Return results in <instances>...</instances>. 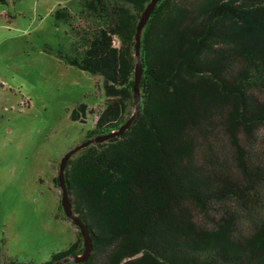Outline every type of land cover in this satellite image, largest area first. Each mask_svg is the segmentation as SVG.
Instances as JSON below:
<instances>
[{"label": "trees", "instance_id": "1", "mask_svg": "<svg viewBox=\"0 0 264 264\" xmlns=\"http://www.w3.org/2000/svg\"><path fill=\"white\" fill-rule=\"evenodd\" d=\"M150 1L79 0L96 22L83 36L71 9L55 13L73 41L58 57L99 78L105 98L70 112L90 125L85 140L132 115L135 33ZM140 61L131 127L81 150L65 173L93 244L79 264H264V0H160ZM83 250L78 231L44 264Z\"/></svg>", "mask_w": 264, "mask_h": 264}, {"label": "rangeland", "instance_id": "2", "mask_svg": "<svg viewBox=\"0 0 264 264\" xmlns=\"http://www.w3.org/2000/svg\"><path fill=\"white\" fill-rule=\"evenodd\" d=\"M5 2L0 9V264H44L68 249L79 231L58 210L62 192L56 179L64 154L85 142L91 128L73 122L70 112L82 102L98 109L105 101L99 78L58 57L73 41L55 13L71 9L82 36L96 22L77 13L79 0Z\"/></svg>", "mask_w": 264, "mask_h": 264}, {"label": "water", "instance_id": "3", "mask_svg": "<svg viewBox=\"0 0 264 264\" xmlns=\"http://www.w3.org/2000/svg\"><path fill=\"white\" fill-rule=\"evenodd\" d=\"M160 0H151L149 4L145 7L143 13L141 14V17L139 19V22L136 27V33H135V56H136V66H135V83H134V113L131 115V117L127 120V122L118 130L112 131L106 135L97 136L95 138L86 140L85 142L81 143L78 146H75L73 149H71L69 152L64 154L63 158L60 161L59 165V174H58V184L61 188V207L62 210L66 216V218L70 219L72 223L78 228L79 232L82 235L83 244H84V250L83 253L79 256H72L63 260H60L54 264H64L68 262H74L76 264L84 263L86 262L92 251H93V244H92V238L90 235L89 230L87 227L83 224V222L74 214L72 210V202L70 199V194L67 189V178H66V170L68 166V162L71 160L72 156L77 154L79 151L83 150L84 148L94 145L97 143H105L109 140H113L115 138L121 137L133 124L134 120L137 118L139 110L141 108L140 105V90H139V83L142 76V69H141V61H140V47H141V34L146 26L148 20L150 19L154 8L158 4Z\"/></svg>", "mask_w": 264, "mask_h": 264}]
</instances>
